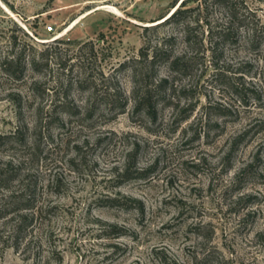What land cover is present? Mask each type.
Returning <instances> with one entry per match:
<instances>
[{"label":"rangeland","instance_id":"374dc122","mask_svg":"<svg viewBox=\"0 0 264 264\" xmlns=\"http://www.w3.org/2000/svg\"><path fill=\"white\" fill-rule=\"evenodd\" d=\"M174 1L0 0V61L22 50L45 63L19 79L0 71V134L24 142L0 148V166L35 175L39 191L25 241L17 252L0 244V264H199L208 251L264 264V38L255 51L226 46L217 75L155 67L173 100L153 123L132 111L140 51L170 33L173 53L184 51L179 28H142ZM247 3L264 24V0ZM113 90L127 100L123 113L104 109ZM61 101L65 113L47 111ZM134 146L130 170L146 177L118 178Z\"/></svg>","mask_w":264,"mask_h":264},{"label":"trees","instance_id":"16d2710c","mask_svg":"<svg viewBox=\"0 0 264 264\" xmlns=\"http://www.w3.org/2000/svg\"><path fill=\"white\" fill-rule=\"evenodd\" d=\"M175 3L176 1L171 3V10L167 16L163 15L156 20L163 19L161 22L142 28L143 31L154 30L161 26L171 30L179 28L178 36L184 51L176 55L173 53V45L177 36L170 33L162 37L157 45H154L150 55L141 50L137 60L140 64L139 68L131 67L129 69L132 80L130 89L132 111L151 123L156 121L159 107L173 100V96L169 93L172 91L171 80L167 77H155V67L165 65L170 73L180 76L185 75L192 68L199 67L202 70L209 67L217 75L220 74V69L224 65L223 54L226 46L241 43L248 50L255 51L260 48L264 38V24L261 23L256 9L251 8L247 0H182L177 6ZM211 11L220 12L222 18H213ZM43 55L40 53L38 57L30 56L25 59L22 50H16L12 56L1 59L0 71L18 79L25 70L39 72L41 66L45 64ZM125 64L126 62L122 63L120 68ZM147 80H149V84L146 83ZM80 82H84V80L77 84H83ZM112 93V99L105 102L104 109L108 112L116 109L117 113H123L126 107V98L114 90ZM86 106L88 107V105ZM66 108V102H54L47 111L57 115L61 112L65 113ZM185 118L187 117H182V120ZM23 143L17 133L0 134V148ZM233 148H235L234 144L230 150ZM136 150L137 148L134 146L127 153L125 164L117 173L118 178L131 180L146 177V170L136 171L135 168L133 172L130 170L131 166L134 167ZM21 176L19 165L7 163L0 166V225L4 224L7 227L6 230H4L5 227L0 228V244H2V249L8 248L13 252H17L25 241L34 219L32 213H37L39 191L35 175L22 176L23 178ZM14 183L19 184L15 190L12 189ZM102 202L107 206L122 204L126 207L129 204L109 197H105ZM108 233L120 236L124 234V231L112 228ZM198 263L228 264V261L216 258L213 252L208 251L201 255Z\"/></svg>","mask_w":264,"mask_h":264},{"label":"water","instance_id":"95a60500","mask_svg":"<svg viewBox=\"0 0 264 264\" xmlns=\"http://www.w3.org/2000/svg\"><path fill=\"white\" fill-rule=\"evenodd\" d=\"M159 23V22H158ZM158 23H156V24H158Z\"/></svg>","mask_w":264,"mask_h":264}]
</instances>
